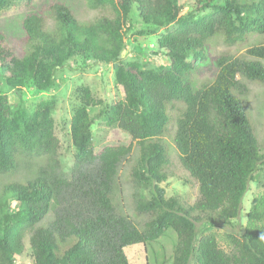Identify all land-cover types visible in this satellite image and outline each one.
<instances>
[{
  "label": "trees",
  "instance_id": "16d2710c",
  "mask_svg": "<svg viewBox=\"0 0 264 264\" xmlns=\"http://www.w3.org/2000/svg\"><path fill=\"white\" fill-rule=\"evenodd\" d=\"M16 1L34 2L0 0V13ZM85 2L99 12L90 20H81L70 0H48L25 9L21 26L31 49L21 56L0 29V77L12 87L29 83L45 91L55 87L58 69L71 68V60L113 64L125 98L101 107L99 115L136 141L140 154L131 178L137 189L150 184L152 194L143 198L135 191L134 212L142 217L138 223L119 210L115 197L120 165L133 147L107 143L97 149L89 107L101 101L90 89H83L71 119L75 152L70 174L59 157L52 116L55 97L30 113L25 106L12 108L0 91V176L28 170L0 187V264H24L16 258L27 248L33 264H130L127 246L150 244L168 229L178 237L171 264H264V192L254 197L244 231L227 235L230 250L221 246L215 232L198 226L233 223L263 160L243 98L248 87L239 76L264 81L259 60L264 59V42L249 46L242 56H217L216 75L209 83L196 86L188 79L207 62L209 38L220 34L232 45L264 33V0H197L183 14L181 0ZM206 9L211 10L197 14ZM132 15L142 24L137 30L141 36L177 24L156 40V53L167 58L168 70L143 68L122 58ZM134 48L144 51L138 43ZM174 101H182L184 108L173 142L182 167L199 188L192 204L167 198L160 185L168 178L171 151L164 136ZM49 215L53 218L46 221Z\"/></svg>",
  "mask_w": 264,
  "mask_h": 264
},
{
  "label": "rangeland",
  "instance_id": "374dc122",
  "mask_svg": "<svg viewBox=\"0 0 264 264\" xmlns=\"http://www.w3.org/2000/svg\"><path fill=\"white\" fill-rule=\"evenodd\" d=\"M73 4L77 16L81 20H90L99 12L89 9L85 0H70ZM17 2V1H16ZM11 7L0 13V29L5 31L9 42L14 46L16 53L21 56L27 53L31 48L24 41V32L21 26L24 11L40 7L47 3L48 0H34L32 5H28L23 1H18ZM181 14L194 8L197 0H181ZM30 6V7H28ZM211 9L198 12V15L208 13ZM129 31L127 33L126 45L122 51V58L128 61H138L143 68H159L169 69V61L167 58L159 54L157 55L156 40L159 36H163L167 32L176 29L177 24L173 23L167 27L161 28L156 34L141 36L137 33L142 26L141 22H137V16L132 15L129 21ZM264 42L263 34H250L245 42L236 44H227L222 35H215L208 39L209 57L206 63L199 64L196 61L197 68L188 74V79L192 80L196 86L213 81L217 66L216 58L222 53L231 54L233 56H242L246 49L252 45H258ZM138 43L144 48L142 53H138L134 48V44ZM264 65V59H259ZM70 67L58 69L56 72V85L51 90H39L33 85L27 83L17 87L7 84L5 78L0 77V91L9 98L12 108L17 109L25 106L30 113L40 110L41 105L51 100L54 96L56 101L53 107L52 116L55 123V133L60 138L59 157L62 168L68 174L71 173L74 165V144L71 137L70 125L73 113L82 102V93L84 88L90 89L94 98L101 103L97 106H90L89 113L92 115L94 122L92 124V134L94 143L99 149L103 144H132L133 150L120 165L118 176V187L116 189L115 200L119 210L128 214L136 223L142 221V217L134 212V195L138 192L140 197L150 198L152 191L151 185L143 186L137 189L131 178V168L137 162L140 150L136 141L130 134L120 129L117 124L107 125L99 110L106 104H113L118 100L125 98L123 87L116 82L113 64H97L92 59L77 58L71 60ZM241 81L245 82L248 90L243 95L251 125L257 134L263 155L262 162L259 163L257 171L254 173V180L249 182L248 190L244 196L242 208L233 223L227 226H221L214 223H203L206 232H215L220 239V244L226 250H230L226 237L229 233H242L244 231L247 213L251 207L255 196L264 192V81H251L244 76H239ZM20 90V93H17ZM172 122L169 130L165 133L166 143L171 151L170 163L166 166L167 180L160 183L165 188L167 198L176 196L184 202L192 204L198 196V184L190 176V174L182 167L178 151L174 145V136L177 129V119L181 110L184 108L182 101H174L171 105ZM28 170H22L12 177L0 176L1 185L12 178L24 176ZM13 208H17L18 203L12 202ZM53 215H49L46 221L52 220ZM46 223V222H45ZM178 241L177 234L173 229H168L162 236L150 244H132L125 248L130 264H171L174 256V250ZM28 246V241H26ZM30 251H27L16 258L17 262L24 264H33Z\"/></svg>",
  "mask_w": 264,
  "mask_h": 264
},
{
  "label": "built area",
  "instance_id": "2783aa9c",
  "mask_svg": "<svg viewBox=\"0 0 264 264\" xmlns=\"http://www.w3.org/2000/svg\"><path fill=\"white\" fill-rule=\"evenodd\" d=\"M162 54V53H161ZM163 55V54H162Z\"/></svg>",
  "mask_w": 264,
  "mask_h": 264
}]
</instances>
